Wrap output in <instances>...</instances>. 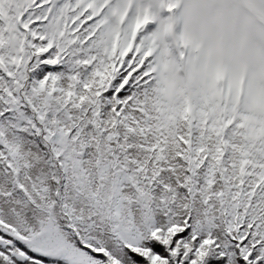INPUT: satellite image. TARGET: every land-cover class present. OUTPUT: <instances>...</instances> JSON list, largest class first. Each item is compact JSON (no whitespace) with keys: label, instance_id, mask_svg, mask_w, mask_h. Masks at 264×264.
<instances>
[{"label":"snow or ice","instance_id":"6c2138e0","mask_svg":"<svg viewBox=\"0 0 264 264\" xmlns=\"http://www.w3.org/2000/svg\"><path fill=\"white\" fill-rule=\"evenodd\" d=\"M0 264H264V0H0Z\"/></svg>","mask_w":264,"mask_h":264}]
</instances>
